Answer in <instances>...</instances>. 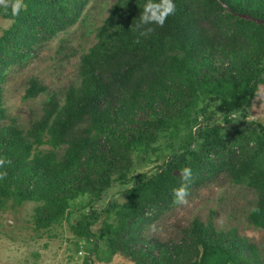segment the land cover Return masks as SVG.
<instances>
[{
  "label": "trees",
  "instance_id": "16d2710c",
  "mask_svg": "<svg viewBox=\"0 0 264 264\" xmlns=\"http://www.w3.org/2000/svg\"><path fill=\"white\" fill-rule=\"evenodd\" d=\"M89 1L24 0L26 8L16 16L0 5V15L15 20L0 37V157L10 161L0 168V212L13 199V205L44 201L38 223L47 228L64 219L70 199L79 194L101 199L114 172L125 160L133 162L134 153L147 154L155 140L180 136L182 122L186 129L194 123L196 132L191 129L181 139L180 150L173 149L157 171L141 173L126 187L125 204L91 208L78 219L76 232L95 243L93 253L105 252L107 258L123 253L135 264H264L255 244L210 222L194 220L177 242L144 236L146 227L174 205L173 189L185 183V167L192 170L188 194L220 173L255 189L258 205L250 219L264 230V125L251 124L250 135L242 128L251 125L236 116L246 115L264 84V0H175V14L163 27L142 28L137 25L146 0H118L98 43L82 58L80 87H71L62 104L32 78L27 99L49 94L43 116L27 131L4 125L5 70L75 25ZM209 101L220 104L224 125L199 121L208 117ZM158 104L169 106L165 114L140 116ZM229 126L236 132L227 133ZM134 127L137 132L128 137ZM45 144L52 149L41 150ZM100 211H115L119 219L118 227L108 224L101 236L106 250L91 230ZM89 259L86 264H92Z\"/></svg>",
  "mask_w": 264,
  "mask_h": 264
},
{
  "label": "rangeland",
  "instance_id": "374dc122",
  "mask_svg": "<svg viewBox=\"0 0 264 264\" xmlns=\"http://www.w3.org/2000/svg\"><path fill=\"white\" fill-rule=\"evenodd\" d=\"M117 1L90 0L75 25L40 42L31 57L13 63L5 70L2 86L7 118L3 122L4 125L13 124L27 131L32 123L43 116L49 94L27 99L26 93L32 78L48 86L49 92L56 93L62 104L65 103L66 94L71 87H80L82 58L98 43L99 31ZM8 2L10 5L15 3L13 0ZM22 3L26 8L24 0ZM14 23V19L0 15V37L11 29ZM257 93L260 94L259 98L256 96L246 115L236 114L238 119L244 120L246 124L264 125V84L259 86ZM208 105V117L199 121L224 120V117L220 116L218 102L209 101ZM167 107L169 108L165 104H158L154 112L148 109L141 112L140 116L151 119L152 114H165ZM243 126L241 128L244 132L254 134L252 125ZM194 127L198 128L193 123ZM235 128L229 126L225 131L235 133ZM180 129V136L155 140L150 152L134 153L131 158L133 162L125 160L121 168L114 172L113 185L101 199L93 194H79L70 199L64 219L47 228H40L38 223V209L43 206L44 201L26 200L13 205V199L9 203L10 206L0 212V264H86L87 258H90L92 264H135L131 257L123 253H117L111 258H107L105 252L104 255L93 253L95 243L77 234V221L91 208H107L110 201L125 204L128 199L124 190L135 183L137 176L143 172L154 173L157 167L163 165L172 155L173 149L180 150L179 142L183 138L187 139L191 130L185 128L184 122L181 123ZM135 131L137 132L134 127L133 131L126 135L130 137ZM50 149L52 147L48 144L41 145V150ZM57 150L59 157H62L64 147ZM74 187H77V183ZM187 201L186 204L174 203L170 210L158 216L146 227L144 236L149 240L177 242L182 240L185 229L189 228L194 220L210 222L220 232H235L247 238L257 246L264 261V230L250 219L251 212L258 205L255 189L247 184L234 183L226 173H220L210 183L193 188L187 196ZM118 223L115 211H100L97 221L91 227L104 250L106 247L101 236L107 232L108 224L118 227Z\"/></svg>",
  "mask_w": 264,
  "mask_h": 264
},
{
  "label": "clouds",
  "instance_id": "9594fccd",
  "mask_svg": "<svg viewBox=\"0 0 264 264\" xmlns=\"http://www.w3.org/2000/svg\"><path fill=\"white\" fill-rule=\"evenodd\" d=\"M0 5L4 8L11 7L13 16L19 15L24 8L22 0H16L15 3L9 4L8 0H0ZM176 11L175 0H146L143 5V10L139 16V24L137 28H142L145 25H157L163 27L169 16L174 15ZM142 34V33H141ZM259 93L257 96L259 98ZM221 126L225 124L224 120L217 121ZM192 132H196V128L192 129ZM10 163L4 157H0V168H3L6 164ZM138 173V172H137ZM0 179H3V174H0ZM182 179L185 181L181 186L173 189V202L176 204H186L188 196V183L192 179V170L189 167H185L182 170Z\"/></svg>",
  "mask_w": 264,
  "mask_h": 264
}]
</instances>
